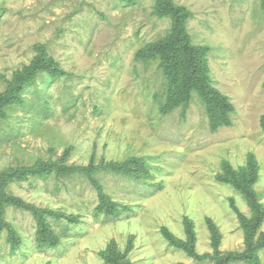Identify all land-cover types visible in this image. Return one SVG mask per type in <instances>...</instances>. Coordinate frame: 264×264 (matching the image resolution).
<instances>
[{
    "label": "rangeland",
    "instance_id": "rangeland-1",
    "mask_svg": "<svg viewBox=\"0 0 264 264\" xmlns=\"http://www.w3.org/2000/svg\"><path fill=\"white\" fill-rule=\"evenodd\" d=\"M172 1L193 13L186 31L193 45L209 49L212 85L235 109L228 127L211 132L196 95L183 114L160 112L166 80L159 62L135 59L170 28L168 19L152 15L154 0H0V94L38 56L37 45L68 73L39 72L22 103L5 108L0 171L46 160L86 166L132 157L148 168L140 179L94 175L118 204L114 214L97 211L98 190L77 174L9 181V195L73 220L50 217L59 243L39 247L33 215L7 206L3 219L19 244L0 231V264H107L100 253L112 241L129 264H213L168 245L161 228L187 241L185 220L198 255L213 253L206 219L217 227L220 252L243 249L238 213L250 217V208L217 176L224 162L239 170L252 155V189L264 206V11L260 0ZM257 254L264 264V249Z\"/></svg>",
    "mask_w": 264,
    "mask_h": 264
},
{
    "label": "trees",
    "instance_id": "trees-1",
    "mask_svg": "<svg viewBox=\"0 0 264 264\" xmlns=\"http://www.w3.org/2000/svg\"><path fill=\"white\" fill-rule=\"evenodd\" d=\"M134 3L136 0H124ZM264 11V0H260ZM152 15L158 19H168L170 28L162 40L152 42L137 51L135 59L138 61L158 60V68L165 77V97L159 104L162 114L181 109L182 114L196 95L204 108L208 126L211 132L220 127L231 125L230 115L235 109L228 99L213 85L209 75L207 52L208 47L193 45L186 31L185 24L193 13L184 6L176 5L172 0H154ZM38 56L33 61L18 71L9 82L7 90L0 94V120L5 115V108L22 103L21 93L25 86L34 82L36 75L47 71L53 78L65 76L68 73L62 69L54 59L46 57L44 45H37ZM260 126L264 130V113L260 117ZM69 154L64 152L62 159ZM223 174L217 178L235 187L246 200L251 214L250 217L238 213L240 227L244 232V246L240 251L220 252L218 249L220 236L217 227L206 219L212 237L213 253L198 255L194 251V233L190 221L185 220L187 241L174 237L165 227L161 228L163 237L168 245L183 250L187 255L196 260H210L213 264L246 263L258 264V251L264 249V232L259 231L264 221V206L257 199L252 189V183L257 179L258 165L252 155L249 156L246 167L234 170L228 162L222 165ZM99 171H105L118 176L140 179L148 175V168L144 161L132 157L122 162L110 161L94 164L93 159L86 166H68L50 160L41 161L29 167H8L0 171V231H8V241L13 247L18 246V236L12 227L3 219L4 209L11 206L29 211L37 222L36 241L39 247H52L59 243V235L55 233L50 217L55 220L72 216L64 215L57 211L41 209L34 204L27 203L20 198L9 195L6 191L9 181L26 179L29 176L45 178L52 172L57 176L71 177L76 174L86 178L97 190L99 204L97 211L114 214L118 204L103 192L101 184L94 177ZM107 264H129L124 253L117 250L115 242L100 253Z\"/></svg>",
    "mask_w": 264,
    "mask_h": 264
}]
</instances>
